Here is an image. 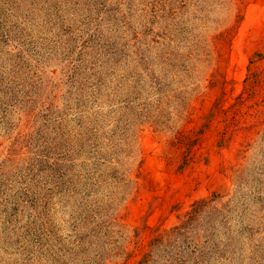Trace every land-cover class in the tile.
<instances>
[{
  "label": "rangeland",
  "instance_id": "374dc122",
  "mask_svg": "<svg viewBox=\"0 0 264 264\" xmlns=\"http://www.w3.org/2000/svg\"><path fill=\"white\" fill-rule=\"evenodd\" d=\"M147 254L264 264V0H0V264Z\"/></svg>",
  "mask_w": 264,
  "mask_h": 264
},
{
  "label": "trees",
  "instance_id": "16d2710c",
  "mask_svg": "<svg viewBox=\"0 0 264 264\" xmlns=\"http://www.w3.org/2000/svg\"><path fill=\"white\" fill-rule=\"evenodd\" d=\"M205 202H206L205 200H200L197 203H195L193 210L188 215V219L185 220L180 226H176L174 228V231H178V232L181 231L182 232V231L186 230L188 228V225L191 223V221H193L196 218V216L198 215V213L201 210V207L204 205ZM155 241H158V239H156ZM150 255L151 254H147L145 256V258H143V260L140 261V264H147V260H149Z\"/></svg>",
  "mask_w": 264,
  "mask_h": 264
}]
</instances>
